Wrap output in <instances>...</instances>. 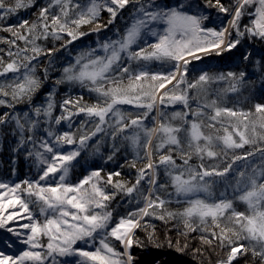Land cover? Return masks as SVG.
<instances>
[{"label": "snow or ice", "instance_id": "snow-or-ice-1", "mask_svg": "<svg viewBox=\"0 0 264 264\" xmlns=\"http://www.w3.org/2000/svg\"><path fill=\"white\" fill-rule=\"evenodd\" d=\"M33 6L38 9L34 20H22L18 26L9 25L6 29L15 37L8 41L10 45H16L18 39L25 46H17L15 53L9 48L7 62L0 57V76L12 74L10 80L0 81V97L11 96L17 103L26 100L29 110L22 114L0 113V132L4 126H11L12 135L18 137L13 151L30 145L26 156H34L37 164L44 167L38 179L0 182V229L6 228L21 244L27 245L18 255L0 250V264H136L131 249L134 245L144 246L136 229L147 223L144 218L149 216H156L165 224L176 220L177 224L171 226L176 229V250L183 253L191 247L199 264H205L206 260L207 264H239L241 260L243 264H264V167L253 164L250 172L240 170L235 184L226 186L217 195L216 179L229 173L232 162L242 157L232 154L231 162L225 166L205 163V157L218 160L245 145L259 144V147L245 151L243 156L259 152L264 157V102L254 104V113L220 106L218 99L209 100L207 84L212 79L223 80V74L210 76L201 71L191 80L187 76L192 60L236 49L245 39L264 41V0H230L228 4L222 0H174L172 4L164 0H87L84 4L80 0H44L40 5L36 0H0V18ZM126 7L132 11L125 19L123 31L116 28V39L108 36L101 42V29L113 24L118 16L123 18ZM212 9L226 14L227 24L218 15L219 27L214 23L209 26L206 22L212 20ZM105 10L109 14L107 23L101 21V12ZM246 12L252 18L241 30V17ZM84 25H94L89 31L97 34L96 49L87 46L64 64L53 90L45 93L46 102L33 105V95L50 78L59 51L44 47L38 40H46L49 35L63 39L60 47L67 50L73 41L87 35L82 30ZM97 49L102 54H97ZM42 53L49 54L43 66V79L37 74L36 63ZM253 55L247 49L240 53V59L249 62ZM153 61L167 65L169 70H152L149 64ZM256 65L264 70V54ZM245 75L244 70L229 71L231 86L227 91H236L237 85L244 83ZM261 81L264 82V75ZM64 82L79 83L90 94H96L91 103L83 102V97L74 102V111L87 118L75 133L52 130L55 88ZM193 99L195 107L190 103ZM70 103L73 102L69 99L62 101V113L67 115L55 116L56 124L73 115L68 108ZM177 103H182L184 110L171 112L169 116L166 106ZM4 104L12 107L9 101L0 98V105ZM120 105L134 106L136 111L124 112ZM153 111L154 124L148 127L145 119ZM41 117L45 118L47 137L55 136V142L37 136ZM102 132L112 137L113 151L108 160L119 150L117 139L128 142L136 152L131 167H136V160H146L131 184L113 179L121 175L120 171H109L106 184L115 189L111 192L105 187L102 168L93 169L76 183L66 180L68 162L80 155V148L86 147L90 138ZM77 134L79 141L74 150L65 152L57 147L75 144ZM37 144L43 151L37 149ZM94 147L99 152V147ZM141 149L144 157L139 156ZM173 153L182 160L181 164L176 163ZM193 157L197 164L190 162ZM161 168L164 183H160ZM50 174H58L59 180L47 182ZM145 177L150 185L146 192L142 187ZM169 183L177 203H181L180 197L184 198L183 207L169 209L166 205L171 199L159 195L158 190L166 191ZM117 191L127 194L130 200L135 193L138 204L143 206L117 215L110 206ZM167 195L171 198L172 193ZM237 202H243L246 209L238 210ZM33 208L38 209L42 221L34 215ZM21 213L26 214L29 222L16 228L10 226V221L24 219ZM154 231L148 232L149 242H155ZM191 233H198L196 247L189 242L197 239ZM3 243L8 248L14 247L11 239ZM217 251L223 255L213 262L212 255Z\"/></svg>", "mask_w": 264, "mask_h": 264}, {"label": "trees", "instance_id": "trees-1", "mask_svg": "<svg viewBox=\"0 0 264 264\" xmlns=\"http://www.w3.org/2000/svg\"><path fill=\"white\" fill-rule=\"evenodd\" d=\"M9 2H14V0H9ZM82 4L86 3L87 0H80ZM165 3L172 4L174 0H164ZM223 3L228 4L230 0H222ZM44 0H36V4H43ZM37 7L33 6L31 8L19 9L16 13L10 14L4 18H0V57H3L4 61L7 62L9 57L7 56V52L9 48H11L12 52L15 53L19 46L23 48L24 42L17 39L16 45H10L8 43L9 40L15 39L12 36L11 32L7 31V27L9 25H19L22 20H28L31 22L34 20L35 13L37 12ZM132 11L131 7H126L123 10V18L120 16L117 17L115 22L109 25L106 29H101L100 31V39L101 42L104 38L111 36L112 39H116L117 35L115 32L116 28H120L123 31L125 27V19L128 18L129 13ZM212 12V20L206 22L209 26H213V23L216 27H219V21L216 20V17L219 15L223 20V23H226V14L218 13L215 9L211 10ZM109 18V14L107 11L101 12V21L103 23H107ZM249 15H243L241 17L240 26L241 30H243V26L245 24L250 23ZM89 27H94V25H84L82 26V30L87 33L86 36L80 37L77 41H73L72 45L69 49L61 48L60 45L63 44V39L56 40L51 35L45 40L41 38L38 40V43L43 45L46 48H57L59 51L56 52V60L57 63L53 66V70L49 73L50 78L45 80L42 84V87L33 95V105L42 104L46 102L45 93L53 90V84L55 82V78L60 75V69L69 61H72L78 52L81 49H85L87 46H91V48L96 49V41L97 34L95 32H90ZM162 27V25H160ZM18 30V28L13 29ZM235 32L233 31V36ZM140 46H144L141 44ZM29 47H31L29 45ZM134 50H135V46ZM247 49H251L254 53L252 60L249 62H243L240 59V53ZM97 54H102L100 49H97ZM261 54H264V41H260L258 38L254 40H243V42L237 46L236 49L226 50L220 55H216L215 52L211 54L204 55L200 60H192L189 65V73L187 74L188 79L191 80L194 77H198L201 71H206L210 74V76H217L219 74L224 75L223 80L212 79L208 84L207 88L209 90V100L216 98L219 101L220 106H227L229 108H233L234 110H252L253 113L255 111L254 104L256 102H264V82L261 81V76L264 75V70L260 69L256 65V61L260 58ZM49 59V54L42 53L41 57H37V74L41 76L43 79V66L47 63ZM149 67L152 70H160V71H168L167 65H162L158 61H153L149 64ZM244 70L246 75L243 78L244 83L237 85V90L227 91V89L231 86V78L227 77V73L229 71L239 72ZM12 78V74L9 73L7 77L0 76V81L10 80ZM191 92V90H190ZM195 95V93H193ZM80 97H83V102L91 103L95 100L96 94L89 93L87 87L81 86L79 83H68L64 82L60 85H57L55 88L54 99V107H53V120L51 121L52 130L57 133H62L64 131H73L77 132V129L81 127V122L86 121V116L83 113H76L74 111V102L78 100ZM4 98L9 103H11L12 107H9L8 104L0 105V113L5 111L8 112H18L23 113L24 111L29 110V105L27 101L23 102H15L11 100V96L8 97H0ZM64 99H69L73 103L68 105V108L73 111V115L69 117L67 120H61L59 124L55 123L54 117L60 116L62 114L67 115V113H62V109L60 104ZM203 98L201 97V100ZM193 107L196 105V100L193 99L190 101ZM120 108L124 112L136 111L134 106L131 105H120ZM166 110L170 116L171 112L174 111H183L184 106L182 103H177L174 105H167ZM155 115V111H153L149 117L145 119V123L148 127H152L154 122L151 119V116ZM44 117L40 118V127L37 132V136L47 138L52 142H55V136L47 137V133L45 128L47 125L44 123ZM188 119H191V115L189 114ZM178 122V121H177ZM90 126V125H89ZM107 130V125L104 126ZM126 134H130L126 131ZM183 136V133L181 134ZM18 137L13 136L11 133V126H4L3 131L0 132V182H19L24 180L25 178L29 179H38V173L44 167V165L37 164L35 157H27L26 153L31 147L28 144L21 146V148L13 151V148L17 144ZM76 143L73 145L68 144H60L57 145L58 148L63 151H71L74 150L78 146L79 135L75 136ZM97 141H100L99 145H97ZM116 144L119 148L116 151L112 160H108L107 156L113 151L112 145V137L110 134H106L105 132L97 133L94 137L90 138L87 142V146L84 148H80V155L74 158L73 161L69 163V172L66 177L68 182L76 183L79 179L83 178L84 175H87L90 171L95 168H102L101 175L104 177L105 187L108 191H113V185H107V174L109 171L116 172L120 171L121 175L118 177H113L114 180L119 179L128 182L129 184L135 182L137 170L143 166V163H146V160L139 159L136 160V167H131V163L134 159H136V152L132 149L130 144L121 139L116 140ZM94 146L99 147V152L96 151ZM37 149L43 151V149H39L37 144ZM253 147H259L258 145H245L243 149H236L234 153L230 152L227 157L221 155L218 160H214L208 157H205L206 164L220 163L221 166H225L227 162H231V155L237 154L241 155V159L237 160L233 163V168L229 173L225 174L224 177H220L216 179L214 191L219 195L221 191L225 189L228 185L235 184V178L237 173L240 170H244L246 172H250L252 170V165L255 164L258 168L264 167V157H262L259 152L254 153L251 157L243 156L245 151H252ZM144 150L141 149L139 152L140 157H144ZM176 156V163L181 164L182 160L176 153H173ZM158 159V156H156ZM192 164H197L198 160L193 157L190 161ZM148 171V170H146ZM53 179L51 182H56L59 180L58 174H50ZM160 183L165 182V177L163 174V169H160L159 172ZM148 178L142 181V187L146 192L150 185L148 184ZM159 195L169 200L171 202L166 206L169 209H176L183 207V197H180L181 203H177V197L174 193V190L169 183L167 190H158ZM172 193L171 198L167 195V193ZM232 188H228V193L231 195ZM111 208L115 211L117 215L126 214L128 211H132L136 206H143L142 203L138 204L136 194L133 193L131 200L127 196V194L117 191L116 196L110 202ZM238 210H245L246 205L243 202H237ZM33 211H38V209L33 208ZM147 223L142 224L139 229H136V235L144 241V246H133L131 252L136 260V264H199V258H194L193 253L191 251V247L187 249L185 252L181 253L176 250L175 243L177 239L176 229L171 227L172 225H176V220H169L167 224L165 221L158 219L156 216H149L144 218ZM181 231H183L182 224L179 225ZM156 237L155 242L148 241V232H153ZM190 236H196L197 239L195 241L190 240L192 247H196L199 243L198 241V233H191ZM169 240L172 242V246H169ZM181 243H183V237H180ZM159 245V246H157ZM1 248H7L4 243L0 244ZM117 247L121 246L117 242ZM13 248V247H12ZM10 249V248H9ZM122 250V248H121ZM207 253H205V257H207ZM223 255V253L217 251L212 255V261L214 262L218 256ZM207 264V260L205 261ZM239 264H243V261H239Z\"/></svg>", "mask_w": 264, "mask_h": 264}, {"label": "rangeland", "instance_id": "rangeland-1", "mask_svg": "<svg viewBox=\"0 0 264 264\" xmlns=\"http://www.w3.org/2000/svg\"><path fill=\"white\" fill-rule=\"evenodd\" d=\"M245 15H248L247 12L245 13ZM227 22H228V17L226 16V23L225 24H227ZM51 179H53V177L50 175L48 178H46V181L49 182V183H54V182H51ZM8 183H13V182H8ZM33 212H34V215L38 219H40L42 221L43 218L40 216L39 211H33ZM20 215L23 216L24 219H18V220H15V221H10L9 222V225L12 226V227H14V228H16L21 223H28L29 222L26 214L21 213ZM21 231H24V230H21ZM5 239H11L13 241V244H14V247L13 248H10V249L8 247L7 248H1V246H0V250L5 251L6 254H17L18 255L19 254V251H21L25 247H27V245L21 244L19 242V240L15 236L12 235V233H9L7 231L6 228H3V229H0V244L3 243V241ZM43 242L44 243L47 242L46 238H44ZM80 243L81 242H78V244H80ZM84 247H88V246L84 245ZM121 248H122V246H121ZM58 259H63V258H59L58 257ZM49 264H50V262H49Z\"/></svg>", "mask_w": 264, "mask_h": 264}, {"label": "water", "instance_id": "water-1", "mask_svg": "<svg viewBox=\"0 0 264 264\" xmlns=\"http://www.w3.org/2000/svg\"><path fill=\"white\" fill-rule=\"evenodd\" d=\"M167 87V86H166Z\"/></svg>", "mask_w": 264, "mask_h": 264}]
</instances>
